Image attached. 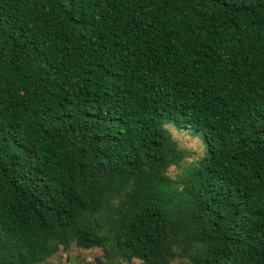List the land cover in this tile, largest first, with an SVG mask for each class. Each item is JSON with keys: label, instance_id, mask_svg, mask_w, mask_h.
<instances>
[{"label": "trees", "instance_id": "16d2710c", "mask_svg": "<svg viewBox=\"0 0 264 264\" xmlns=\"http://www.w3.org/2000/svg\"><path fill=\"white\" fill-rule=\"evenodd\" d=\"M70 244L264 264V0H0V264Z\"/></svg>", "mask_w": 264, "mask_h": 264}, {"label": "rangeland", "instance_id": "374dc122", "mask_svg": "<svg viewBox=\"0 0 264 264\" xmlns=\"http://www.w3.org/2000/svg\"><path fill=\"white\" fill-rule=\"evenodd\" d=\"M172 140L175 143V147L183 151L184 159L177 167H170L167 174L172 179H177L182 176L184 168L196 158L204 153V145L199 133H192L190 131H184L175 129L170 125H167ZM101 250L98 248L92 249H80L70 244L66 250H59L55 255L48 258L44 264H105L102 260ZM97 260V263H96ZM112 264H140L138 261L133 260L130 263H124L116 261Z\"/></svg>", "mask_w": 264, "mask_h": 264}, {"label": "water", "instance_id": "95a60500", "mask_svg": "<svg viewBox=\"0 0 264 264\" xmlns=\"http://www.w3.org/2000/svg\"><path fill=\"white\" fill-rule=\"evenodd\" d=\"M96 263H97V260H96Z\"/></svg>", "mask_w": 264, "mask_h": 264}]
</instances>
